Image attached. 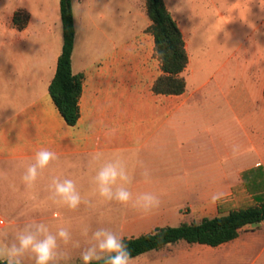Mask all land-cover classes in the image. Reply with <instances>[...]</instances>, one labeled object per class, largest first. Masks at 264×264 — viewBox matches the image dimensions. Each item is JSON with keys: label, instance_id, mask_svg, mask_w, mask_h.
Masks as SVG:
<instances>
[{"label": "crops", "instance_id": "crops-1", "mask_svg": "<svg viewBox=\"0 0 264 264\" xmlns=\"http://www.w3.org/2000/svg\"><path fill=\"white\" fill-rule=\"evenodd\" d=\"M169 1L189 56L180 75L185 91H153L163 70L148 16L137 12L140 26L128 41L112 47H79L75 19L72 71L83 76V90L74 126L50 93L63 49L60 0L40 17L25 7L0 13L1 222L24 227L57 219L56 227H67V221L104 212L177 221L160 228L193 223L185 213L188 206L205 213L200 222L256 203L242 173L264 168V0H235L237 12L230 19L214 12L209 0ZM19 9L31 15L22 30L13 25ZM218 22L230 26L234 45L222 42ZM41 148L58 159L29 188L22 176ZM97 152L104 153L101 161L92 159ZM114 160L132 178L124 186L133 201L151 193L158 207L145 212L98 195L93 177ZM65 178L75 181L83 199L75 210L54 195L53 180ZM213 196L219 198L213 201ZM183 242L146 254H157L153 264H264V221L217 247ZM168 248L173 251L166 254Z\"/></svg>", "mask_w": 264, "mask_h": 264}, {"label": "trees", "instance_id": "trees-1", "mask_svg": "<svg viewBox=\"0 0 264 264\" xmlns=\"http://www.w3.org/2000/svg\"><path fill=\"white\" fill-rule=\"evenodd\" d=\"M63 23V49L58 60L57 72L50 85L51 96L61 114L71 126L80 117L79 99L83 90V76L72 71V55L75 47L76 26L73 0H60ZM147 15L152 21L149 28L155 38V52L161 62L163 75L156 81L153 91L165 94H180L186 89L181 73L189 63L185 40L178 23L170 14L165 0H146ZM31 15L19 9L13 17V25L22 30L27 27ZM246 189L256 203L246 208L235 209L226 215L206 217L200 222L182 223L179 226L156 228L150 233L124 238L132 259L158 251L169 245L185 241L189 244L220 246L238 238L241 229L264 221V168L256 167L242 173ZM107 257L92 264H105ZM0 264H6L0 259ZM83 264V263H76Z\"/></svg>", "mask_w": 264, "mask_h": 264}, {"label": "rangeland", "instance_id": "rangeland-1", "mask_svg": "<svg viewBox=\"0 0 264 264\" xmlns=\"http://www.w3.org/2000/svg\"><path fill=\"white\" fill-rule=\"evenodd\" d=\"M174 1L177 2L178 0ZM55 2L56 0H0V13H9L15 8L25 7L31 8L40 17L46 10V6L54 5ZM209 2H214L211 7L214 12H225L229 19L233 12H237L234 9L235 0H209ZM73 10L78 29L77 43L79 47L87 45L112 47L115 44L128 41L141 24L136 13L141 12L143 15L148 16L146 0H73ZM217 28L223 43L228 42L229 45L236 43L235 35L231 32L228 24L218 22ZM230 53L229 50L224 51L225 55H230ZM210 120L214 121V117ZM191 210L192 208L188 206L185 213L188 214L189 220L193 222L200 220V217L205 214ZM206 214L210 216L213 212L208 211ZM124 216L125 213L104 212L96 213L94 219L90 215L89 219L67 221L70 226L68 225L66 228L71 233V240L65 244L58 239V253L61 257L67 254L68 258L58 259L54 264L83 263L80 259V253L95 244V241L92 240V233L98 229H110L123 238H130L151 232L158 226L177 222L171 218L164 220L150 213H144L142 216L135 218H125ZM59 223L61 222L57 219L43 222V224L48 225V230L52 234H55L58 228L62 227L55 226ZM0 228H2L0 232L7 233L6 236L0 235V244L9 245L15 242L17 234L24 227H8L5 222H1ZM77 242H79L78 248L74 247ZM165 251L167 254V251L171 252L173 248H168ZM101 255L102 258L107 257V254ZM157 258V254L150 253L132 260L131 264H153ZM21 264H35L32 254H25L21 258Z\"/></svg>", "mask_w": 264, "mask_h": 264}, {"label": "clouds", "instance_id": "clouds-1", "mask_svg": "<svg viewBox=\"0 0 264 264\" xmlns=\"http://www.w3.org/2000/svg\"><path fill=\"white\" fill-rule=\"evenodd\" d=\"M103 157L104 153L97 152L92 159L101 161ZM34 159L35 163L29 165L22 176L23 183L29 188L36 183L40 172L48 168L53 161L58 159V156L48 148H41L35 153ZM144 175L147 177L148 172L146 171ZM93 182L96 192L104 200H114L125 206L132 203L133 207L145 212L159 206L158 197L151 193L139 194L133 201L132 193L124 186L131 184L132 178L119 160L103 163L96 171ZM118 182H121L119 186H117ZM53 186L54 195L59 197L61 203L69 209L75 210L83 202L74 180L54 179ZM218 198L219 196H213L212 199L215 201ZM0 235L6 236L7 233L0 232ZM58 239L65 244L71 240L68 228L59 227L56 233L52 234L43 223L26 225L17 234L15 242L9 245L0 244V259H4L6 264H21V258L31 253L35 264H54L58 259L68 258L67 254L61 257L58 253ZM92 240L95 244L80 253L83 264H92L93 261L101 260V254H107L105 264H131V253L122 236L110 229L102 228L92 233ZM74 247L78 248L79 242Z\"/></svg>", "mask_w": 264, "mask_h": 264}, {"label": "built area", "instance_id": "built-area-1", "mask_svg": "<svg viewBox=\"0 0 264 264\" xmlns=\"http://www.w3.org/2000/svg\"><path fill=\"white\" fill-rule=\"evenodd\" d=\"M0 223H1V221H0Z\"/></svg>", "mask_w": 264, "mask_h": 264}]
</instances>
